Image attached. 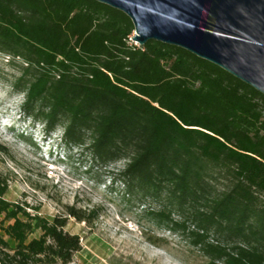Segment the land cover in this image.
Wrapping results in <instances>:
<instances>
[{"label":"trees","instance_id":"16d2710c","mask_svg":"<svg viewBox=\"0 0 264 264\" xmlns=\"http://www.w3.org/2000/svg\"><path fill=\"white\" fill-rule=\"evenodd\" d=\"M133 32L96 0H0V52L24 63V114L94 160H124L125 190L163 202L155 214L212 264H264V95L183 48L135 45ZM215 171L228 179L219 192ZM7 189L0 174V264H68L81 249L69 217L95 211L48 221Z\"/></svg>","mask_w":264,"mask_h":264},{"label":"rangeland","instance_id":"374dc122","mask_svg":"<svg viewBox=\"0 0 264 264\" xmlns=\"http://www.w3.org/2000/svg\"><path fill=\"white\" fill-rule=\"evenodd\" d=\"M8 58L0 52V146L8 151H0L4 198L48 221L66 215L67 207L95 211L90 223L69 217L65 230L80 237L81 249L68 264H212L181 227L155 214L163 202L125 190L118 179L124 160H94L84 147L65 143L61 127L46 131L24 114L25 97L14 88L24 63ZM212 182L217 192L228 185L221 171ZM171 217L179 220L176 212Z\"/></svg>","mask_w":264,"mask_h":264},{"label":"water","instance_id":"95a60500","mask_svg":"<svg viewBox=\"0 0 264 264\" xmlns=\"http://www.w3.org/2000/svg\"><path fill=\"white\" fill-rule=\"evenodd\" d=\"M122 11L139 46L183 48L264 95V0H96Z\"/></svg>","mask_w":264,"mask_h":264},{"label":"built area","instance_id":"2783aa9c","mask_svg":"<svg viewBox=\"0 0 264 264\" xmlns=\"http://www.w3.org/2000/svg\"><path fill=\"white\" fill-rule=\"evenodd\" d=\"M133 34H134V32H133ZM132 37H133V35L129 38L130 42L133 43V44H135V45H138L136 42H134V41L132 40ZM138 46H139V45H138Z\"/></svg>","mask_w":264,"mask_h":264},{"label":"bare ground","instance_id":"6f19581e","mask_svg":"<svg viewBox=\"0 0 264 264\" xmlns=\"http://www.w3.org/2000/svg\"><path fill=\"white\" fill-rule=\"evenodd\" d=\"M62 140V139H61ZM60 144H61V142H60ZM57 147H59V146H57Z\"/></svg>","mask_w":264,"mask_h":264}]
</instances>
